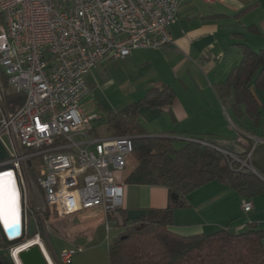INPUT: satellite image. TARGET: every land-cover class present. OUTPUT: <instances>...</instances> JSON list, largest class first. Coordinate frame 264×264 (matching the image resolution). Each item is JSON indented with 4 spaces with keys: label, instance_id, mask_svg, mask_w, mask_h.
Instances as JSON below:
<instances>
[{
    "label": "built area",
    "instance_id": "built-area-1",
    "mask_svg": "<svg viewBox=\"0 0 264 264\" xmlns=\"http://www.w3.org/2000/svg\"><path fill=\"white\" fill-rule=\"evenodd\" d=\"M210 1V0H204ZM180 0H0V68L8 85L24 95L23 106L8 111L0 85V138L10 141V158L0 177L11 174L21 217V235L0 237L13 264L38 246L47 264H73L85 250L66 248L58 256L48 238L52 217H86L102 212L122 229L126 178L134 137H97L81 110L89 93L87 78L102 63L125 60L135 50L170 47V26ZM245 142L244 137L239 138ZM262 141L257 140L255 143ZM246 167L231 154L223 152ZM249 213L253 204L242 201ZM33 218L38 232L29 236Z\"/></svg>",
    "mask_w": 264,
    "mask_h": 264
},
{
    "label": "crops",
    "instance_id": "crops-1",
    "mask_svg": "<svg viewBox=\"0 0 264 264\" xmlns=\"http://www.w3.org/2000/svg\"><path fill=\"white\" fill-rule=\"evenodd\" d=\"M170 34L172 46L135 50L123 60L132 68L144 69L139 81L145 93L153 86H169L176 96L168 109L143 107L141 125L150 136L180 141L201 137L204 144L246 162L264 183V113L258 124L247 116L238 118L216 91L242 62L244 47L264 51V0H180ZM251 91L263 105L264 89L253 84ZM257 140L262 142L256 144ZM243 199L231 187L210 182L188 194L185 207L175 209L171 230L192 236L221 229L237 234L250 226L264 229V190L249 199L253 204L249 213L243 211ZM172 201L165 187L126 184L121 211L148 210L157 217L155 212L166 210ZM97 216L104 221L99 211L82 216L87 224L83 230H89L88 224ZM117 229L116 237L123 232L122 227Z\"/></svg>",
    "mask_w": 264,
    "mask_h": 264
},
{
    "label": "trees",
    "instance_id": "trees-1",
    "mask_svg": "<svg viewBox=\"0 0 264 264\" xmlns=\"http://www.w3.org/2000/svg\"><path fill=\"white\" fill-rule=\"evenodd\" d=\"M1 77L7 109L16 113L25 97L10 89L4 74ZM253 84L264 89V51L244 47L242 62L216 91L238 118L247 116L258 124L264 104L260 105L253 96ZM175 98L171 87L153 86L139 102L109 118L111 136L134 137L131 157L135 166L126 174V184L165 187L179 197L166 210L155 212L157 217L128 222L127 212L120 211L124 226L130 227L109 245L110 264H264V229L250 226L237 234L221 229L192 236L171 230L175 209L185 207V197L210 182L229 186L244 199L254 198L264 190V183L254 172L204 144L201 137H189L182 148L176 149L177 139L149 135L139 122L140 110L168 109ZM10 246L0 237V249Z\"/></svg>",
    "mask_w": 264,
    "mask_h": 264
},
{
    "label": "rangeland",
    "instance_id": "rangeland-1",
    "mask_svg": "<svg viewBox=\"0 0 264 264\" xmlns=\"http://www.w3.org/2000/svg\"><path fill=\"white\" fill-rule=\"evenodd\" d=\"M2 27L3 22L0 19V29ZM143 70L130 67L128 61L110 60L101 65L99 69L92 71L94 74L87 81L89 93L82 99L81 109L88 116L97 117L91 122L94 135L97 137L111 136L108 127L110 116L144 98L145 90L140 87L141 81H139L143 75ZM0 73H2L1 68ZM2 74H0V80ZM10 89L13 90L11 87ZM139 121L141 124L142 120L139 119ZM184 144V141H174L176 149L182 148ZM10 155V141L7 136L3 135L0 138V162L9 159ZM134 166L135 161L130 157L128 166L121 176H126ZM82 219V216L79 215L65 219L53 216L51 219L52 228L48 238L45 234L42 235L49 251L52 254L49 244L58 256L66 248L79 247L85 251L74 258L73 264H110L109 245L119 234L117 225L110 221L111 230L107 231L106 223L97 216L93 222L88 224L91 228L83 230L87 224H83ZM126 230L123 229L122 233ZM37 232L38 226L35 220L31 218L29 222L30 238L34 237ZM0 255L2 258L11 261L8 249H0Z\"/></svg>",
    "mask_w": 264,
    "mask_h": 264
},
{
    "label": "water",
    "instance_id": "water-1",
    "mask_svg": "<svg viewBox=\"0 0 264 264\" xmlns=\"http://www.w3.org/2000/svg\"><path fill=\"white\" fill-rule=\"evenodd\" d=\"M173 201H177L179 197L177 195H172ZM4 214V213H3ZM153 212L148 210H130L127 212V221L134 222L152 216ZM19 222L14 223L12 219H9L8 223H5L4 217L1 218L2 223L4 224L9 238L16 239L21 235L22 225L20 211L18 208ZM6 248H2L4 250ZM20 259L22 264H47L43 254L38 246H34L28 251L22 252L20 254ZM0 264H13L12 261H8L2 258L0 255Z\"/></svg>",
    "mask_w": 264,
    "mask_h": 264
},
{
    "label": "snow or ice",
    "instance_id": "snow-or-ice-1",
    "mask_svg": "<svg viewBox=\"0 0 264 264\" xmlns=\"http://www.w3.org/2000/svg\"><path fill=\"white\" fill-rule=\"evenodd\" d=\"M0 197L3 198L5 205L4 220L7 224L9 219L14 223L19 222L18 206H17V193L13 186L11 174L7 178H0Z\"/></svg>",
    "mask_w": 264,
    "mask_h": 264
},
{
    "label": "bare ground",
    "instance_id": "bare-ground-1",
    "mask_svg": "<svg viewBox=\"0 0 264 264\" xmlns=\"http://www.w3.org/2000/svg\"><path fill=\"white\" fill-rule=\"evenodd\" d=\"M12 181H13V179H12ZM13 186H14V184H13ZM17 206H18V202H17ZM4 212H5L4 201H3V198L0 197V220H1L2 217H4V214H3Z\"/></svg>",
    "mask_w": 264,
    "mask_h": 264
},
{
    "label": "flooded vegetation",
    "instance_id": "flooded-vegetation-1",
    "mask_svg": "<svg viewBox=\"0 0 264 264\" xmlns=\"http://www.w3.org/2000/svg\"><path fill=\"white\" fill-rule=\"evenodd\" d=\"M4 259V258H3ZM6 260V259H5Z\"/></svg>",
    "mask_w": 264,
    "mask_h": 264
}]
</instances>
